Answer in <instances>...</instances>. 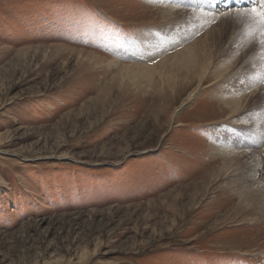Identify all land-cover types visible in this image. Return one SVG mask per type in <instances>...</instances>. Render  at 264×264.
Masks as SVG:
<instances>
[{
	"label": "rangeland",
	"instance_id": "1",
	"mask_svg": "<svg viewBox=\"0 0 264 264\" xmlns=\"http://www.w3.org/2000/svg\"><path fill=\"white\" fill-rule=\"evenodd\" d=\"M234 1L0 0V264H264V45ZM196 42L202 80L138 68Z\"/></svg>",
	"mask_w": 264,
	"mask_h": 264
},
{
	"label": "bare ground",
	"instance_id": "2",
	"mask_svg": "<svg viewBox=\"0 0 264 264\" xmlns=\"http://www.w3.org/2000/svg\"><path fill=\"white\" fill-rule=\"evenodd\" d=\"M229 1L231 2V0H229ZM240 1L241 0H235L234 2H240ZM250 3H251V1H250ZM254 23H255V21H254ZM256 25H258V24H256ZM258 26L260 27V25H258ZM156 37H157V39L160 38L159 36H156ZM198 45H199L198 42H196L195 46H193V45H190L187 47L184 46L185 47L184 49H181V50L175 52L173 55L168 56V58H164V59L160 60L158 63L156 62L157 63L156 65L148 66L147 64H145V66L138 67V68H144L145 71H150L153 68L158 67L160 70H167L169 73H174L176 76H179L178 73L183 72L184 74L189 73L188 77L189 76L197 77L200 80H202V78L199 76V73L201 75H204V73H205L204 70L208 69L209 65H207V64H209V62L207 63L204 59H201V61L199 60V54L197 53V51L201 50V47H198ZM156 57L157 56L155 55V57L153 59H155ZM229 62H228V64H229ZM124 70L126 71L127 74H129V72H130L129 68H125ZM226 70H228V69H226ZM184 74L180 75L179 78L183 80ZM190 80H193V78L189 77V81ZM189 88H191V87L189 86ZM194 89H193V91L189 92L186 100L191 99L193 97V95L195 94V92H197V86Z\"/></svg>",
	"mask_w": 264,
	"mask_h": 264
},
{
	"label": "snow or ice",
	"instance_id": "3",
	"mask_svg": "<svg viewBox=\"0 0 264 264\" xmlns=\"http://www.w3.org/2000/svg\"><path fill=\"white\" fill-rule=\"evenodd\" d=\"M214 3L215 0H212ZM222 16L234 17L238 22L244 18H250L259 22V43L264 45V0H251L250 7H243L234 10H226L220 13Z\"/></svg>",
	"mask_w": 264,
	"mask_h": 264
}]
</instances>
